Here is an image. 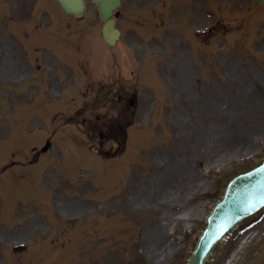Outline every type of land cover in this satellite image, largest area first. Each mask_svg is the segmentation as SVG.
<instances>
[{
    "label": "rangeland",
    "instance_id": "rangeland-1",
    "mask_svg": "<svg viewBox=\"0 0 264 264\" xmlns=\"http://www.w3.org/2000/svg\"><path fill=\"white\" fill-rule=\"evenodd\" d=\"M47 1L46 19L57 20V4ZM169 2L172 29L155 19ZM87 6L84 22L61 28L79 49L64 68L52 60L43 71L25 35L10 42L1 33L9 47L0 42L1 56L8 51L0 82L12 81L0 84V262L186 264L227 181L264 159V4L123 0L113 49L100 41L94 4ZM138 7L149 8L151 22L134 21ZM132 95L137 103L126 110L116 152L90 126ZM206 127L211 138L196 142ZM47 138L48 155L39 151ZM164 189L172 196L161 202ZM16 245L25 250L13 252ZM206 264H264V209Z\"/></svg>",
    "mask_w": 264,
    "mask_h": 264
},
{
    "label": "water",
    "instance_id": "water-1",
    "mask_svg": "<svg viewBox=\"0 0 264 264\" xmlns=\"http://www.w3.org/2000/svg\"><path fill=\"white\" fill-rule=\"evenodd\" d=\"M59 2L68 13H78L82 10V0H59ZM94 2L98 3L99 12L105 19L110 17L112 10L119 5L118 0H94ZM113 26V20L107 21L102 32L105 42L110 45L114 44L119 35ZM226 193L223 202L208 218V229L194 253L191 264H202L213 244L237 221L264 204V166L233 181ZM214 203H211L212 207Z\"/></svg>",
    "mask_w": 264,
    "mask_h": 264
},
{
    "label": "flooded vegetation",
    "instance_id": "flooded-vegetation-1",
    "mask_svg": "<svg viewBox=\"0 0 264 264\" xmlns=\"http://www.w3.org/2000/svg\"><path fill=\"white\" fill-rule=\"evenodd\" d=\"M6 4L8 7H10V12L8 13V19L14 25H19L21 21H23L26 18V21L28 20V17L32 15V12L34 10V7L31 5V9L29 10V3L28 0H6ZM38 4H42L40 0H36V22H33V24L36 25V27L39 29L43 25V8L39 6ZM7 24V23H6ZM8 25V24H7Z\"/></svg>",
    "mask_w": 264,
    "mask_h": 264
},
{
    "label": "bare ground",
    "instance_id": "bare-ground-1",
    "mask_svg": "<svg viewBox=\"0 0 264 264\" xmlns=\"http://www.w3.org/2000/svg\"><path fill=\"white\" fill-rule=\"evenodd\" d=\"M211 130L208 128V127H206V128H202L201 129V131H199V134L197 135V141L196 142H205L208 138L210 139L211 138ZM190 158V157H189ZM164 191V195H162L163 197H160V201L161 202H165V200H164V198L166 197L165 195L166 194H170V196H172V193L170 192V191H167V190H163ZM162 191V192H163ZM175 195V194H174ZM170 196H168V197H170ZM176 196V195H175ZM165 199H167V197L165 198ZM171 215L172 214H170V215H168V217L170 218L171 217ZM235 253V252H234ZM234 253L233 254H231L232 256L234 255ZM231 256V257H232ZM231 259L232 258H230V261H231Z\"/></svg>",
    "mask_w": 264,
    "mask_h": 264
}]
</instances>
